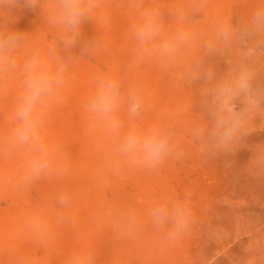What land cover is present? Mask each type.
I'll return each instance as SVG.
<instances>
[{"label": "rangeland", "instance_id": "rangeland-1", "mask_svg": "<svg viewBox=\"0 0 264 264\" xmlns=\"http://www.w3.org/2000/svg\"><path fill=\"white\" fill-rule=\"evenodd\" d=\"M264 0H99L91 18L80 26L74 47L66 49L62 29L48 17L56 0H39L35 8L23 0L9 7L0 0V33L22 39L16 68L0 74V264H69L75 254L91 264H264V170L250 169L258 148H264V111L250 120L249 132L232 150L202 153L194 138L197 125L208 123L211 87L191 78L199 64L211 70L213 83L227 78L242 62L236 41L205 50L218 27L249 22ZM158 9L161 39L184 30L191 35L167 68L154 55L137 62L136 41L129 31L140 11ZM94 49H84L91 43ZM33 55L55 68L67 64L58 100L44 106L41 129L54 152L52 168L27 178L37 153L9 147L18 125L15 111L24 90V64ZM254 86L264 87V53L255 60ZM115 79L127 97L139 90L145 100L140 117L130 120L127 105L118 113L121 136L135 125L145 131L172 132L176 152L149 169L117 151L120 137L111 136L85 105L98 81ZM67 193L66 206L57 202ZM187 199L191 228L175 242L162 239L149 210ZM46 227L37 234L32 224Z\"/></svg>", "mask_w": 264, "mask_h": 264}, {"label": "clouds", "instance_id": "clouds-1", "mask_svg": "<svg viewBox=\"0 0 264 264\" xmlns=\"http://www.w3.org/2000/svg\"><path fill=\"white\" fill-rule=\"evenodd\" d=\"M18 0H7L9 7ZM131 6L141 9L142 0H129ZM23 3L35 8L39 0H23ZM99 7V0H56V8L48 17V22L62 29L63 44L66 49L75 46L80 34L81 23L91 18ZM164 30L161 14L158 9L140 11V20L130 25L129 31L136 41L137 62L146 57L158 55L164 62V67L173 62L181 46L191 39L190 33L179 30L167 39H161ZM22 37L16 32L0 33V74L14 70L16 59L14 52ZM236 41L240 46L242 62L225 79L213 83L214 74L211 70L202 69L199 64L191 78L201 77L211 87L204 89L205 96H210L209 116L211 125L202 123L194 129V138L199 141V150L208 153L213 150H232L240 139L249 132V124L253 115L264 111V87L254 86L257 77L256 58L264 53V7L255 10L249 22L240 27L222 24L218 27L214 39L206 42L205 50L213 52L219 45L228 46ZM93 42L84 50L94 49ZM26 73L24 90L16 107L15 115L18 121L9 138V147H27L37 155L29 161L27 178H39L52 168L50 148L41 135L44 124V106L53 99L58 100V90L64 84L67 71L66 63H59L53 68L45 63L39 55H33L23 68ZM127 105L130 120L141 116L145 100L139 90H129L127 97L121 92V84L115 79L102 78L98 81L93 97L85 105L86 112L103 125L111 136L120 137L117 151L133 161L149 169L159 167L163 161L176 152L172 143L173 134L161 127H152L147 131L133 125L121 136L124 123L118 113ZM250 169L264 170V148H258L249 165ZM70 201L67 193H61L57 202L66 206ZM148 215L154 228L162 239L172 243L185 234L194 222L190 203L175 201L152 207ZM46 225L42 221L32 224L37 234ZM69 264H91V257L75 254L69 259Z\"/></svg>", "mask_w": 264, "mask_h": 264}]
</instances>
